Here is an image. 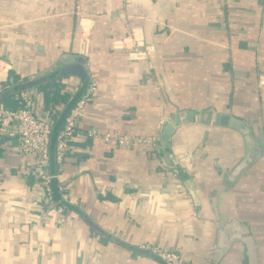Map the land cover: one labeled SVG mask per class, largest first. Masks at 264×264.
Wrapping results in <instances>:
<instances>
[{"label": "crops", "instance_id": "crops-1", "mask_svg": "<svg viewBox=\"0 0 264 264\" xmlns=\"http://www.w3.org/2000/svg\"><path fill=\"white\" fill-rule=\"evenodd\" d=\"M82 53L86 84H44L83 88L76 104L98 85L63 164L50 145L46 207L37 161L0 134V264H165L142 246L264 264V0H0V93ZM40 87L35 113L67 119L76 104L50 107ZM181 111L203 114L168 149L86 134L157 138Z\"/></svg>", "mask_w": 264, "mask_h": 264}, {"label": "built area", "instance_id": "built-area-1", "mask_svg": "<svg viewBox=\"0 0 264 264\" xmlns=\"http://www.w3.org/2000/svg\"><path fill=\"white\" fill-rule=\"evenodd\" d=\"M2 60H0L1 63ZM4 73L0 68V74ZM98 90L95 81L91 84L72 109L66 119L65 125L57 140V162L64 163L73 137L78 133L80 120L84 107L93 98ZM19 107L10 108L0 105V134L2 136L16 135L19 142V153L23 157H33L39 167L38 175L44 186L42 206L46 207L52 201L51 182L54 179L49 173L50 167V144L53 121L50 117H39L33 110V96L22 93L16 98ZM87 136L93 139H102L107 144L122 149H129L134 145H154L155 137H131L117 133H100L97 130L87 131ZM141 250L152 252L165 264H187L181 255L175 251L153 246H142Z\"/></svg>", "mask_w": 264, "mask_h": 264}, {"label": "water", "instance_id": "water-1", "mask_svg": "<svg viewBox=\"0 0 264 264\" xmlns=\"http://www.w3.org/2000/svg\"><path fill=\"white\" fill-rule=\"evenodd\" d=\"M60 67L57 73H46L42 76H37L34 78H30L23 83L10 87V95H19L22 93L29 92L33 89H36L45 83L57 79V77H66V76H75L79 77L83 83H87L89 80V72H88V59L84 53L72 57H67L63 61L59 63ZM201 111H181L172 114L168 119L164 120L161 124L160 134L157 137V142L162 149H168L171 146L172 139L176 131L182 127V125L190 123V122H198L202 118ZM217 120L220 123L221 119H228L230 127H237L239 123L242 121L239 119L226 114V115H217ZM217 122V123H218ZM144 255L158 258L150 251L142 250ZM160 259V258H158Z\"/></svg>", "mask_w": 264, "mask_h": 264}, {"label": "trees", "instance_id": "trees-1", "mask_svg": "<svg viewBox=\"0 0 264 264\" xmlns=\"http://www.w3.org/2000/svg\"><path fill=\"white\" fill-rule=\"evenodd\" d=\"M9 84V80L3 84L5 87L2 93H0V105L10 108H17L19 107L16 100V97L18 95H10V91L8 87H6ZM40 89L43 93L45 103L50 107H55V105L61 101L73 106L76 104V102L84 92L83 88H79L75 94L63 92V86L55 83L43 85L42 87H40ZM65 122L66 116L57 115L53 117L51 144L53 141H55L53 143H57L58 137L62 131L61 128L63 127V124H65Z\"/></svg>", "mask_w": 264, "mask_h": 264}]
</instances>
